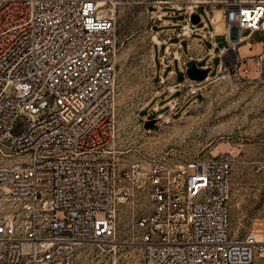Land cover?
<instances>
[{"label":"built area","instance_id":"1","mask_svg":"<svg viewBox=\"0 0 264 264\" xmlns=\"http://www.w3.org/2000/svg\"><path fill=\"white\" fill-rule=\"evenodd\" d=\"M112 3L0 0V264H75L79 244L116 235L124 207L143 250L136 264H264V231L239 235L231 227L232 151L177 160L117 145ZM170 3L154 5L186 8L178 34L200 29L209 40L214 32L191 15L201 20L200 5L222 6L228 44L218 50V68L248 76L253 65L239 64L250 61L264 86V0ZM257 31L260 52L239 57L240 44L256 46ZM207 53L211 67L215 47ZM208 79L190 78L170 107L203 92ZM262 144L255 167L263 174L264 225V124ZM143 196L148 209L136 208Z\"/></svg>","mask_w":264,"mask_h":264},{"label":"rangeland","instance_id":"2","mask_svg":"<svg viewBox=\"0 0 264 264\" xmlns=\"http://www.w3.org/2000/svg\"><path fill=\"white\" fill-rule=\"evenodd\" d=\"M156 1L113 0L112 3L118 37L117 145L124 149L138 146L143 153L177 160L229 149L234 153L229 199L232 230L239 235L252 229L261 234L264 231L263 174L256 170L255 160L263 153L264 86L256 78L258 72L255 65L250 61L239 64L253 65L248 76L238 77L229 69L217 70L221 58L218 54L219 46L228 44L223 8L218 6L210 10L214 17V21H211L207 7L200 5L198 11L202 18L197 25L205 23L214 32L211 40L204 38L205 46H216L210 77L201 94L189 96L175 112L169 113L170 105L165 102L175 94L163 92L155 95L161 86L156 79L153 80L154 62L156 72H160L164 44H153L156 32H152L151 28L152 15L153 12L159 14L168 11L170 15H166V18L178 21L167 25L154 24V30H179L186 17V8H159L154 5ZM169 1L177 3L180 0ZM193 35L199 36L196 33ZM262 38L260 32L254 33L251 40L258 43L253 49L246 43L240 44L237 48L239 57L260 52L262 46L259 41ZM183 44L186 46V41ZM196 49L195 54H199L201 47ZM208 57L206 53L202 58L188 62V66L192 62L201 66ZM175 67L178 68V61ZM154 95L156 98L151 100ZM156 102L159 108L153 111L152 106L157 105ZM158 114L160 117L156 122L145 126L146 119ZM126 153L132 154L133 150L129 149ZM149 206L147 196H143L136 204V208L141 209H148ZM132 218L130 208L124 207L118 214V228L113 240H102L115 245L103 243V248L97 242H83L76 248L75 264L140 262L143 250Z\"/></svg>","mask_w":264,"mask_h":264},{"label":"crops","instance_id":"3","mask_svg":"<svg viewBox=\"0 0 264 264\" xmlns=\"http://www.w3.org/2000/svg\"><path fill=\"white\" fill-rule=\"evenodd\" d=\"M166 12L168 13L167 15H170V12L168 11H164L163 13H166ZM177 22L178 21L176 20H173L171 18H166V16H163L161 18H153L152 26L154 24L167 25V24H174ZM199 30L200 29H197L195 32L191 34L189 33L188 34H182V33L178 34V32H180V29L179 30H175L172 28L164 29V30H154V28L152 29V32L157 31L156 33H154V35L158 36L157 40L153 37V44H158V45L164 44V52L161 54V57H160V63L162 64L160 72H156L155 62H154L153 80L156 79V82L159 83L158 85L161 86V89L157 90L155 95L157 96L158 93L161 94L163 92H167L170 95L175 94L166 100L165 103L167 104L171 98H180V96L183 93V87L189 82L190 78L188 77L186 73L187 69L186 70L184 69L185 66L186 67L188 66V62L196 58L198 59L202 58L204 54L207 53V50L213 47V46H210V47L205 46L204 38L205 39H208V38L203 37L202 33ZM194 33L199 34V36L193 35ZM184 41H186V46H184L183 44ZM179 44H181V46H178ZM197 47H201L200 49L201 52H199V54H195ZM214 47L216 50V46ZM220 47L221 46H219V48ZM163 57H164V61L162 62ZM153 59H154V53H153ZM185 60H186V64H183ZM176 61H178V68L175 67ZM201 66L206 67V62H204ZM217 70H219V68H217ZM208 75L210 77V74ZM178 93L179 95H176ZM155 95L152 96L151 100L156 98ZM186 100L180 99V101L177 103L176 106L169 107L170 109L169 113L175 112L181 106V104L184 103ZM153 106H152V109H153ZM157 106L159 107V103H157Z\"/></svg>","mask_w":264,"mask_h":264},{"label":"water","instance_id":"4","mask_svg":"<svg viewBox=\"0 0 264 264\" xmlns=\"http://www.w3.org/2000/svg\"><path fill=\"white\" fill-rule=\"evenodd\" d=\"M191 20L193 23L197 24L200 21L199 14L193 13L191 15ZM210 70H211L210 66H206V67L198 66L196 62H192L187 67L186 73L189 78L201 81V80H204L208 76ZM156 120H157V117L154 116L152 118L146 119L144 124L145 126H150V124H153L154 122H156Z\"/></svg>","mask_w":264,"mask_h":264},{"label":"bare ground","instance_id":"5","mask_svg":"<svg viewBox=\"0 0 264 264\" xmlns=\"http://www.w3.org/2000/svg\"><path fill=\"white\" fill-rule=\"evenodd\" d=\"M155 37H156V39H158V36L157 35H155ZM230 57H231V59H233L234 57H235V52H234V50H232L231 52H230ZM250 66V65H249ZM250 68V67H249ZM109 240H113L112 238H110ZM115 241V240H114ZM97 243L98 244H100L101 245V247H103L104 248V245H103V243L104 242H102V241H97ZM105 245H115V243H104Z\"/></svg>","mask_w":264,"mask_h":264}]
</instances>
